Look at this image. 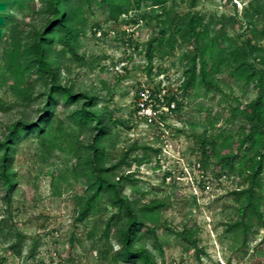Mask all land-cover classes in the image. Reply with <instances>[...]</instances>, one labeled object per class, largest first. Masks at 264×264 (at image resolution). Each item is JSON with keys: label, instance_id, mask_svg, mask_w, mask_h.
Returning <instances> with one entry per match:
<instances>
[{"label": "rangeland", "instance_id": "obj_1", "mask_svg": "<svg viewBox=\"0 0 264 264\" xmlns=\"http://www.w3.org/2000/svg\"><path fill=\"white\" fill-rule=\"evenodd\" d=\"M239 2L141 0L113 19L106 3L93 0L81 18L86 32L77 43L78 55L67 49L60 57L61 84L81 94H94L98 108L108 111L112 121L106 138V163L115 164L117 176L132 173L133 179L125 180L124 192L139 203L155 198L167 202L156 227L163 254L152 239L147 241L156 264H264V223L255 218L246 243L230 228L240 219L244 197L238 192L248 185L244 163L252 152V142L241 148L234 144L233 159L220 160V154L230 150L220 143L228 134L237 138L242 120L234 118L231 109L245 106L259 91L254 80L233 76L235 47H247L248 64L254 61L260 66L264 56V17L255 13L251 0ZM42 7L43 0H20L2 9L9 23L0 30V68L5 51L11 50L15 41L32 40L44 19ZM193 14L209 24V37L224 40L218 31L224 24L227 36L236 43L231 46V41H224L227 49L220 55L216 72L219 89L207 95L203 90L183 88L184 70L194 45L179 34L173 49L167 42L179 22ZM156 37L149 50V41ZM62 47L61 43L55 45L57 50ZM25 76L27 95L12 87L11 78L0 75V139L14 119H32L38 114L43 79L34 70ZM144 86L150 90L149 111L139 104ZM81 101L68 105L60 99L54 123L55 133L63 140L49 151L37 135L17 146L13 167L18 183L9 202L0 182V264H34L40 251L57 252L67 264H125L115 262L112 251L102 257L93 245L94 216L86 220L76 217L77 196L86 192L87 179L75 175L73 169L85 167L86 144L92 132L70 116ZM205 138L207 156L202 152ZM212 141L219 142L217 148ZM127 150L128 156L120 161ZM262 176L264 182V169ZM261 210L264 213V199ZM185 226L197 230L199 257L196 248L179 235ZM19 240L20 254L12 248ZM110 244L114 250L120 247L112 235Z\"/></svg>", "mask_w": 264, "mask_h": 264}, {"label": "trees", "instance_id": "obj_2", "mask_svg": "<svg viewBox=\"0 0 264 264\" xmlns=\"http://www.w3.org/2000/svg\"><path fill=\"white\" fill-rule=\"evenodd\" d=\"M93 0H43L44 19L39 27L35 28L31 41H15L11 50L4 53V65L0 68V75L12 79V87L18 92L27 95L28 83L25 74L36 71L43 79L44 90L40 91V104L38 114L32 119H14L8 126L4 136L0 139V182L4 188V199L10 201L11 194L18 183L17 172L13 167V159L19 143L31 135L39 136V140L48 151L57 141H62L57 135L54 120L56 106L62 98L70 105L81 103L71 111L70 116L79 125L89 126L92 129L91 138L87 142L88 151L84 157L85 167H75L74 174L85 175L87 179L86 192L77 196L78 208L77 219L86 220L94 216L91 237L95 238V247L101 256L107 258L112 251V258L115 262L125 264H156V255L148 246V240H153V245L163 254V248L156 234V227L161 220L162 208L166 201L155 198L149 202L139 203L131 199L124 192L125 180L132 178V173L116 175L115 164L106 163L105 147L106 138L111 125V118L105 108H98L95 103L94 94H81L74 91L72 86L60 82V61L61 56L68 49L75 56L76 46L80 35L86 32L82 15L86 5L92 4ZM104 2L109 7V16L118 19L122 10L130 8L132 3L139 5L141 0H96ZM162 1V0H155ZM232 3V0L227 2ZM20 0H0V30L9 23L8 16L2 11L9 4H17ZM251 7L256 14L264 17V0H251ZM246 10V9H245ZM248 9L245 15L249 16ZM252 19L249 23H252ZM221 24L218 31L224 40L218 37H209V24H205L201 16L193 14L187 19L181 20L174 32L167 38L170 48L173 49L176 35L179 34L194 45L193 51L189 54V64L184 70L185 80L183 88L190 87L197 91L203 90V95L209 91L219 89L216 80V72L221 63L220 55L227 48L225 40L231 41V46L236 43L227 36ZM253 29V28H252ZM251 29V30H252ZM158 37L152 38L148 43V49H153V43ZM208 39V40H206ZM250 38L246 40L249 44ZM63 44L61 50L55 45ZM236 61L232 74L235 78L254 80L258 87V95L245 106H234L231 115L241 117L237 128L238 136L228 134L220 143L223 148L230 150L220 154V160L233 159V145L239 148L248 141L253 144L252 152L245 160L246 178L248 185L240 192L244 201L239 209L240 219L230 224L237 236L246 243L249 233L255 223H264V213L261 205L264 199L262 194L264 169V56L261 58L260 66L254 61L247 63L246 56L250 54L246 46L235 47ZM262 49V48H259ZM248 52V53H247ZM151 57L152 54H149ZM125 123V122H124ZM205 138L202 142V152L207 156ZM214 148L219 142L212 141ZM127 150L120 161L128 156ZM55 194H59L55 191ZM112 209V210H111ZM111 210V211H110ZM110 211L104 218L103 213ZM100 227V228H99ZM100 229V232L98 230ZM99 232V235L97 233ZM111 235L116 238L120 247L116 250L110 244ZM180 237L191 244L197 250L199 257L200 248L197 243V230L185 226L179 231ZM20 240L12 244L17 253H21ZM34 251L30 254L34 255ZM67 264V263H66ZM73 264V263H68Z\"/></svg>", "mask_w": 264, "mask_h": 264}, {"label": "built area", "instance_id": "obj_3", "mask_svg": "<svg viewBox=\"0 0 264 264\" xmlns=\"http://www.w3.org/2000/svg\"><path fill=\"white\" fill-rule=\"evenodd\" d=\"M240 3L239 0H232V4ZM101 33V31L99 32ZM141 98L139 100L140 107L146 111H149V106L147 104L150 97V90L148 87H143L140 92ZM34 264H66L64 258L57 252H52L47 254L44 251H40L36 255V262Z\"/></svg>", "mask_w": 264, "mask_h": 264}]
</instances>
